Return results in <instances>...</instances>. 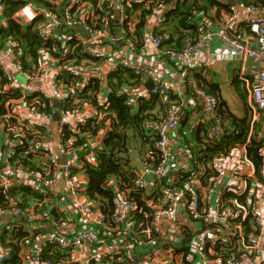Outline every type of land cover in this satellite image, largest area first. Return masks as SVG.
Segmentation results:
<instances>
[{
  "label": "built area",
  "instance_id": "1",
  "mask_svg": "<svg viewBox=\"0 0 264 264\" xmlns=\"http://www.w3.org/2000/svg\"><path fill=\"white\" fill-rule=\"evenodd\" d=\"M4 1L0 0V16ZM39 1L38 7L32 0L26 2L13 15L25 23L41 18L37 35L50 45L41 51L37 63L25 68L12 47L0 50V70L8 80L0 88V103L7 95L18 93L4 101L6 111L0 114V190L24 185L40 193L0 205V264L13 256V246L2 240L4 228L7 236L12 230L24 232L17 264H63L56 253L67 254L73 264H182L180 249L186 245L191 264H264V144L258 170L246 151L253 123L264 112V8L235 0L216 32L185 38L179 49L164 50L162 37L148 36L150 47L163 49L170 59L181 63L180 78L199 105L203 123L211 121L208 133L213 139L224 131L220 93L208 92L196 78L189 77L192 63L188 59L216 36L226 51L249 60L251 66L240 79L247 89L251 127L246 143L230 153L202 162L204 153L194 150L193 159L199 164L184 168L170 148L168 136L178 125L183 101H169L164 113L152 122L156 162L135 171L129 188H122L115 179L108 181L113 196L105 216L99 202L85 193L86 180L75 156L77 150L100 149L102 131L71 148L79 126L92 111H68L63 103L68 98L77 102V93L95 81L104 89L109 75L119 69L151 78L148 95L166 96L171 85L149 63L111 53L119 39L129 41L124 35L131 21L127 22L121 5L126 0H119L118 7H101L100 2L97 7H87L84 0H67L60 9L57 6L63 0ZM116 19L120 38L109 26ZM99 20L102 23L97 26ZM55 99L60 101L57 108ZM56 110L59 119L55 122ZM65 130L70 131L67 139ZM31 136L36 141H29ZM131 193L141 194L150 208L138 207ZM24 198L27 203L19 205ZM137 213L143 218L137 219ZM14 217L19 220L8 222Z\"/></svg>",
  "mask_w": 264,
  "mask_h": 264
},
{
  "label": "trees",
  "instance_id": "2",
  "mask_svg": "<svg viewBox=\"0 0 264 264\" xmlns=\"http://www.w3.org/2000/svg\"><path fill=\"white\" fill-rule=\"evenodd\" d=\"M37 7L40 5L39 0H32ZM87 5L97 7L100 2L101 7H113V0H84ZM245 5H255L259 8H264V0H239ZM30 0H5L4 7L1 12V17L6 19L5 24H0V50L12 47L15 53L20 55V60L25 68H31V65L37 63V58L41 51L50 43L44 44L37 35L36 24L41 20L25 23L15 20L13 15ZM125 7L124 13L127 22L126 34L127 40L136 44L139 35L145 28L148 18L151 17L155 11L168 7L164 14V18L159 26L154 27L151 32L154 36L162 37L161 48L179 49L182 40L185 38L194 39L205 31H212L213 27L218 24L216 30L221 26L225 17L230 13V4L227 0H126L123 2ZM101 20L97 22L100 26ZM111 30H113L112 23H109ZM130 26V27H129ZM215 30V31H216ZM248 31V30H247ZM142 43V42H141ZM139 46L138 44H136ZM51 50V49H50ZM28 57L31 60H28ZM67 79L68 75H64ZM132 71L128 69H119L109 75L106 81L108 93L105 101L99 103L98 94L103 90L102 85L95 81L90 88L81 90L77 93V102L68 98L63 103L64 108L68 111H80L89 106L94 107L97 114L88 116L85 121L79 126L80 133L75 135V140L71 144V148L78 147L82 143H86L92 137H96L102 131L101 148L83 151L77 150L75 152L76 158L81 161L82 168L80 172L86 180L85 193L92 200L99 202L100 212L103 214L111 210V197L113 196L112 189L108 186L110 179H115L122 188H129L132 185L134 178V168L125 157L129 145L128 131L136 133L143 138V141L148 144L149 156L152 157V162L155 163V149L154 141L156 134L150 135V123L155 122L160 115H162L168 106V103L160 113V94L154 93L146 97L138 98V107L134 111V104L130 97L123 91V87L130 82L135 84L138 80ZM137 80V81H136ZM8 80L2 75L0 70V88L6 86ZM214 92V91H208ZM240 92V91H239ZM14 95H7L0 103V114L5 113L6 108L4 101L11 97H17V91ZM244 94V92H243ZM242 94V96H243ZM136 103V104H137ZM53 110L50 108V111ZM55 113V111H54ZM221 117V126L223 134L213 139L206 136L205 139L201 137V132L207 134L208 123H201L198 125V130L195 134V142L198 146L195 150L204 153L200 159L202 162L226 155L230 153L235 147L246 143L249 129L251 127V116L245 118H237L234 115H229L224 112H219ZM215 124V123H214ZM253 128L256 130V123H253ZM257 133V131H256ZM254 134L250 137V141L246 143L247 155L252 161L255 170H258L261 165V149L264 144V138L259 134ZM44 136L43 134H40ZM70 131L65 130L64 139H67ZM152 138V139H151ZM28 140V137L26 138ZM35 140L36 137L30 138L29 141ZM200 140V142L198 141ZM26 143V142H25ZM198 148V149H196ZM94 154L93 160L88 159L87 154ZM92 154V156H93ZM27 160V158H25ZM199 159V160H200ZM30 167L34 168L35 164L32 162H25ZM38 197L40 193L32 190L24 185L18 188L10 187L0 190V205H7L10 200H16L19 196ZM138 207L147 211L150 206L142 197L141 194L131 193ZM17 201V200H16ZM28 199H23L18 202L19 205L24 206ZM102 210V211H101ZM143 218L141 213H137V219ZM2 235L3 241H8L13 246L12 259L6 264H17V251L19 248V240L24 235L22 230L11 231L12 235L7 236L8 229L4 228ZM209 247V246H208ZM183 253V263L191 264L190 251L186 246L180 249ZM57 259L62 260L63 264H73L69 262L70 258L67 254L56 253ZM56 261V258H53Z\"/></svg>",
  "mask_w": 264,
  "mask_h": 264
},
{
  "label": "crops",
  "instance_id": "3",
  "mask_svg": "<svg viewBox=\"0 0 264 264\" xmlns=\"http://www.w3.org/2000/svg\"><path fill=\"white\" fill-rule=\"evenodd\" d=\"M113 1V7H118L119 0ZM227 1L229 4L235 2V0ZM85 4L87 5V2H85ZM87 7L92 6L87 5ZM167 9L168 7L161 8L148 18L147 24L140 33L138 42H136L139 46L130 41L124 43L119 39L115 44V47H111V53L113 55L116 53L123 54L127 59L137 63H149L158 77H161L162 80L170 83L171 88L168 95L160 96V113L164 111L169 101H183L178 125L176 129L168 134L169 146L178 155L179 165L188 169L190 167L191 169V167H195L199 164L198 161H194L193 159V151L195 150V147L198 146V143H194L195 139H191L188 136V132L195 136L196 130L199 128L198 125L203 123L200 116V107L196 104L193 94L187 89L186 82H182L180 78L181 63L170 59L165 53H163V49L160 51L153 49L146 41L148 36L152 34L151 32L154 27L161 24ZM5 23L6 19L0 16V24ZM217 27L218 24L212 28V31L216 32L215 30ZM113 32L119 37L118 34H116L117 32L114 31V27ZM246 33L251 35L249 31ZM188 62L192 63L188 72L189 77L196 78L198 83L207 91H218L220 93V113L224 112L226 115H229L230 113L241 119L248 115L251 116L246 102L248 98L247 89L244 84L241 83L240 79L247 73L248 68L251 66L249 60L241 59L226 51L221 45L219 39L214 36L213 39L198 53L192 54L191 57H189ZM137 80L135 84L131 81V84H127L123 87V91L129 95L131 102L134 104V111H136L138 107V98L146 97L153 84L151 78H138ZM107 93V87L105 86L98 94L99 103L105 101L103 99H105ZM89 108H91L90 110L92 111L91 115L97 114L92 106L87 107L86 111H88ZM99 116L100 114H97V117ZM58 119L59 117L57 118L53 116V121L56 122ZM150 129L152 130V133L150 134L152 136L155 134V130L151 123ZM255 129L256 130L253 129L255 138H257L255 136L256 131V134L264 137V112L262 113L260 120L256 122ZM204 134L205 133L201 132V137H203V139H205L206 136H209L208 128L207 134ZM198 141L200 142V140ZM88 157L91 160L93 159L92 155H89ZM125 157L129 160V163L135 171L141 169L144 165L151 163L153 160L152 157L149 156L148 144L144 142L143 138L137 133H130L129 145ZM80 166H82V163ZM155 182L156 181H153V184Z\"/></svg>",
  "mask_w": 264,
  "mask_h": 264
},
{
  "label": "water",
  "instance_id": "4",
  "mask_svg": "<svg viewBox=\"0 0 264 264\" xmlns=\"http://www.w3.org/2000/svg\"><path fill=\"white\" fill-rule=\"evenodd\" d=\"M66 4H67V0H63L62 3L57 6V9H60L63 5L65 7ZM231 4H234V2H232ZM60 22H62V18H60ZM113 27H114V31L117 32L116 34H118V36H120L119 27H118V20L117 19L114 21ZM59 106H60V101L55 99L54 100V107L57 108ZM57 116H58V111L56 110L55 113H54V117H57ZM18 220H19V218H17V217L9 218L8 222H13V221H18ZM2 225H3V220L0 219V227H2Z\"/></svg>",
  "mask_w": 264,
  "mask_h": 264
},
{
  "label": "rangeland",
  "instance_id": "5",
  "mask_svg": "<svg viewBox=\"0 0 264 264\" xmlns=\"http://www.w3.org/2000/svg\"><path fill=\"white\" fill-rule=\"evenodd\" d=\"M20 81H24V78L22 77V76H19V78H18ZM130 133H131V130H129L128 131V134H129V137H130ZM137 133V132H136ZM135 135V134H134ZM188 136L191 138V139H194L195 137H193L194 135L193 134H191V133H189L188 132ZM78 164L79 165H81V161H79L78 160ZM196 226H197V228H199L200 227V223L198 222V221H196Z\"/></svg>",
  "mask_w": 264,
  "mask_h": 264
}]
</instances>
